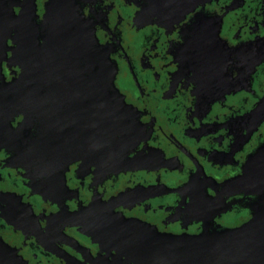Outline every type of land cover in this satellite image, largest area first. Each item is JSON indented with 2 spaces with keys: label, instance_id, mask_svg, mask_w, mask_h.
I'll list each match as a JSON object with an SVG mask.
<instances>
[{
  "label": "flooded vegetation",
  "instance_id": "flooded-vegetation-1",
  "mask_svg": "<svg viewBox=\"0 0 264 264\" xmlns=\"http://www.w3.org/2000/svg\"><path fill=\"white\" fill-rule=\"evenodd\" d=\"M11 2L31 21L0 59V264H222L259 242L264 0Z\"/></svg>",
  "mask_w": 264,
  "mask_h": 264
},
{
  "label": "water",
  "instance_id": "water-1",
  "mask_svg": "<svg viewBox=\"0 0 264 264\" xmlns=\"http://www.w3.org/2000/svg\"><path fill=\"white\" fill-rule=\"evenodd\" d=\"M7 0H0V59L2 57L6 56V52L8 49V42L7 39L9 38V35L12 33V28L13 26L22 23H26L28 25L29 21H31V19H28L25 17V15L23 14L22 18L17 17L14 15V5L12 4V2L7 5L5 2ZM29 28L26 26L25 28L22 27L20 29V32L22 33H26L28 32ZM25 47V49H28V46H31V49L33 47V44H27L25 42V40L23 42H20L19 45L16 48V53L20 54L22 53L20 48ZM35 46V45H34ZM50 46V45H49ZM30 51V49H28V52ZM41 53L44 54V49L41 50ZM50 57H41V70H48L49 66V61ZM1 61V60H0ZM25 79L27 80L28 78L25 77ZM260 166H264V162H258L256 161L254 163V168L258 171ZM262 224L264 225V211H263V217L259 216L258 217H254L252 218V220L249 222V226L250 229H257V225ZM246 230V226L243 227H239L236 229H233L231 231H229L228 233V237H233V238H238L240 236V233H242L243 231ZM264 231V230H263ZM225 238V239H226ZM174 239H176V243H174ZM255 239V245L251 246L250 245V250H248L246 253L244 252L243 254H241V252H235V251H228L227 252V257H230L229 259L225 260L223 259L222 264H264V233L258 237L259 242L257 243V235L254 236ZM177 238H172L171 236L169 237L168 240V246L169 249H173L174 247L177 246L178 243ZM262 243V244H261ZM259 245V247H257ZM261 246V247H260ZM186 258H185V262L184 264H197V262L200 263H213L214 260L213 258L215 257L216 254H210L209 257L205 256L201 253H197V252H187L186 253ZM170 257H174L175 260H177V253H170L169 254ZM218 262H221L220 259H217Z\"/></svg>",
  "mask_w": 264,
  "mask_h": 264
}]
</instances>
